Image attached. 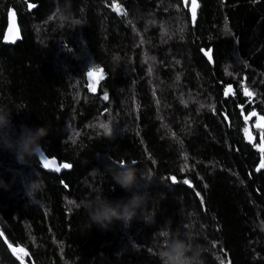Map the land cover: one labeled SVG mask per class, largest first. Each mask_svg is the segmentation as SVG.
Returning a JSON list of instances; mask_svg holds the SVG:
<instances>
[{
	"label": "trees",
	"instance_id": "obj_1",
	"mask_svg": "<svg viewBox=\"0 0 264 264\" xmlns=\"http://www.w3.org/2000/svg\"><path fill=\"white\" fill-rule=\"evenodd\" d=\"M197 4L192 23L181 0H0V105L17 132L45 125L44 155L71 164L48 172L0 148V264H22L14 249L27 264H160L170 230L204 264H264V0ZM121 165L149 180L155 216L103 230L89 206L131 195L113 182ZM33 170L43 191L29 203L19 173Z\"/></svg>",
	"mask_w": 264,
	"mask_h": 264
},
{
	"label": "clouds",
	"instance_id": "obj_2",
	"mask_svg": "<svg viewBox=\"0 0 264 264\" xmlns=\"http://www.w3.org/2000/svg\"><path fill=\"white\" fill-rule=\"evenodd\" d=\"M115 60L118 62L119 57ZM12 109L5 105H0V148L8 150L15 155L20 164H28L33 157L38 160L44 155L41 141L48 135L49 129L45 125L30 127L26 124L16 126L12 123ZM115 117H109L103 123L102 134L109 139L114 137ZM121 171L113 173V182L119 185L131 195L116 201H109L100 193L95 202L90 205V219L92 225H96L103 230L112 227L116 221L121 222L126 230L131 227L134 218H139L146 223L153 222L146 217L145 210L148 206L150 195L140 189L146 187L149 180L138 177L134 167L121 165ZM99 171L98 169H93ZM21 187L29 203H32L39 193L43 191L42 178L39 171L33 170L29 174L19 173ZM143 181V183H141ZM0 187H8V184L0 179ZM170 224V222H169ZM164 237V244L159 246L157 255L160 264H204L201 258L199 246L194 244L190 237H181L179 230L173 233L171 230L161 234Z\"/></svg>",
	"mask_w": 264,
	"mask_h": 264
},
{
	"label": "water",
	"instance_id": "obj_3",
	"mask_svg": "<svg viewBox=\"0 0 264 264\" xmlns=\"http://www.w3.org/2000/svg\"><path fill=\"white\" fill-rule=\"evenodd\" d=\"M183 6H187L188 5V10H189V14H190V18H191V22L193 23L194 20H193V16H192V0H181ZM115 5H117V3H113L111 6H109V8L113 11V12H116V7ZM31 7H33V5H28V9H30ZM197 8H198V4H197ZM197 8H196V13H197ZM120 13V12H119ZM122 13V12H121ZM196 18V16H195ZM18 33V35H17ZM19 33H20V29H19V26H18V23H17V20H16V16L15 14H10L8 16V19H7V25H6V28L3 32V35H2V41L6 44H11V43H14L16 41V39L18 38L19 36ZM44 158H47L49 161H54V163L48 167V168H45L44 167V162H43V158H39V162H40V165L42 166V168L45 170V171H48V172H54V173H60L61 171L63 170H70V168H61L59 171L56 170V168L59 166V165H62V164H69L68 162H65V161H58V159H56L55 157H48L46 155H43ZM71 165V164H70Z\"/></svg>",
	"mask_w": 264,
	"mask_h": 264
},
{
	"label": "snow or ice",
	"instance_id": "obj_4",
	"mask_svg": "<svg viewBox=\"0 0 264 264\" xmlns=\"http://www.w3.org/2000/svg\"><path fill=\"white\" fill-rule=\"evenodd\" d=\"M33 6H34V5H33ZM115 7H116V10H117L118 12H123V9L120 8L119 5H115ZM196 8H197V0H192V16H193V20H195V16H196ZM125 14H126V13H125ZM17 35H18V33H17ZM94 72H97V73L100 74V75H99V79H103V70H102V69H93V71H90V72H89V76L91 77V76L93 75ZM98 82H99V80H95V81H93V83L90 85L91 91H93V92L96 91V84H97ZM246 94H247L248 96H252V95H253V93H251V92H247V90H246ZM104 99H106V100L108 99V94H107V93H105V95H104ZM252 115H255V113H252ZM260 120H261L262 122H264V116L260 117ZM101 127H105V126H104V125H101ZM257 127H258V128H262V127H264V123H262V124H258ZM261 150L264 151V140H261ZM42 158H43V162H44V167H45V168L50 167V166L54 163V161H49L47 158H44V157H43V154H42ZM70 167H71L70 164H66V163H65V164L59 165V166L56 168V170L59 171L61 168H70ZM261 167H264V163L261 164ZM172 180H173V182H175V181H176V177H175V176L172 177ZM184 183L187 184L188 181L185 180Z\"/></svg>",
	"mask_w": 264,
	"mask_h": 264
},
{
	"label": "rangeland",
	"instance_id": "obj_5",
	"mask_svg": "<svg viewBox=\"0 0 264 264\" xmlns=\"http://www.w3.org/2000/svg\"><path fill=\"white\" fill-rule=\"evenodd\" d=\"M88 76H89V74H88ZM97 73L96 72H94L93 73V75L90 77L89 76V79H90V85L93 83V81H95V80H97ZM96 86H97V84H96ZM226 91L227 92H230V88L228 87L227 89H226ZM14 253L18 256V258L21 260V262H22V264H27V263H25V261H24V251L23 250H21V249H14Z\"/></svg>",
	"mask_w": 264,
	"mask_h": 264
}]
</instances>
